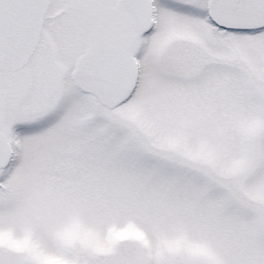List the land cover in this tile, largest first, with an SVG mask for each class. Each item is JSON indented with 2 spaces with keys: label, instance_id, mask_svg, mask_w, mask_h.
Instances as JSON below:
<instances>
[{
  "label": "snow or ice",
  "instance_id": "1",
  "mask_svg": "<svg viewBox=\"0 0 264 264\" xmlns=\"http://www.w3.org/2000/svg\"><path fill=\"white\" fill-rule=\"evenodd\" d=\"M0 264H264V0H0Z\"/></svg>",
  "mask_w": 264,
  "mask_h": 264
}]
</instances>
